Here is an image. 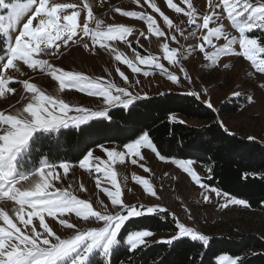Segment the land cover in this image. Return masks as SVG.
Returning <instances> with one entry per match:
<instances>
[{
    "label": "snow or ice",
    "instance_id": "obj_1",
    "mask_svg": "<svg viewBox=\"0 0 264 264\" xmlns=\"http://www.w3.org/2000/svg\"><path fill=\"white\" fill-rule=\"evenodd\" d=\"M134 2L141 8L147 4L154 13H158L167 30L158 26L156 18L144 12L121 11L119 7L115 11L123 17L146 22V32L142 31L139 35L145 39L148 38L147 34L159 38L162 41L160 56L151 53L141 55L132 47V40L127 39L133 34V28L123 24L104 25L87 2L0 0V9L6 13L0 14V39L7 43L6 55H0V99L6 100L9 94L18 96L15 104L0 110V202H3L0 206V264H94L97 256L102 260L96 264H111L113 254L120 248L135 255L150 248L153 243L173 245L182 238L200 242L201 247L208 246L209 238L206 235L186 226L176 213L166 207L158 204H129L122 198L121 181H118L115 165L126 166L130 160L132 165L139 166L145 173H151V168L142 163L146 159L142 150H148L155 158L173 164L187 174L203 190L201 195L205 203L210 202L212 194H215L216 198L224 201L221 207L226 208L230 204L249 207L246 200L233 198L227 192L203 183L194 170L193 161H168L158 150L150 133L143 130L134 131L128 137L130 142H122L118 147L98 144L99 153L86 150L80 159L78 167L89 175L97 174L96 187L110 201L105 203L97 199L95 204L98 207H94L92 201L75 195L71 183L66 188L58 186L68 180L73 165L67 162L57 165L43 159L31 168L26 167L25 156L32 155L30 149L47 140L45 134L81 128L98 119H111L110 109L131 110L137 101L147 98L146 94L141 95L132 90L140 85V79L130 81L129 76L118 66L115 71L122 79L123 86L113 80L93 78L79 71H65L51 62L59 59L64 54L63 50L72 45L83 46L93 54L103 50L113 56L116 62L126 65L132 73H142L147 77L158 71L172 84L181 85L183 81L192 83V79L181 62L180 49L170 47V43H179L178 33L185 40L198 38L200 42L192 46V51L198 48L213 65L222 55L240 56L249 61L256 72L264 74V36L250 38L254 31H264V0H206L205 13L198 11L192 0H181L186 8L178 6L173 0H166L167 7L186 17L187 25L194 29L189 30L187 35L185 29L174 23L156 3L150 0ZM83 10L87 11L86 18H81ZM25 18L26 22H23ZM224 19L230 22V27L238 35L229 37L226 34L222 23ZM33 21H36L35 25ZM220 40L225 43L218 45L216 41ZM114 41H122L131 48L132 56L128 57L119 51L112 43ZM136 43H139V39H136ZM235 46H238L239 51ZM209 48L214 51L209 52ZM161 61H167L177 71H170ZM141 65L146 66L147 70ZM28 70L41 77V83L44 77H51L58 82L56 94L47 93L33 82L35 77ZM14 83L21 86L18 93ZM259 87L264 89V84ZM65 89H75L89 97H98L103 107L93 110L71 105L61 95ZM188 94L200 99L199 92ZM204 94L207 95V89H204ZM233 95L239 96L240 93L234 92ZM247 99L249 103L254 102L253 97ZM204 103L213 109L210 100ZM172 120L177 122L175 116ZM178 122L184 123L183 120ZM217 123L225 133H229L222 121ZM132 179L143 186L145 194L156 200L162 199L149 179L135 174ZM78 190L88 191L83 181L79 182ZM8 202H11L10 212L5 210L9 207ZM73 214L78 220L84 221L87 227L81 228L79 223L73 221ZM150 215L163 219L171 215L175 234L162 240L149 239L154 236V232L146 228L122 234L127 222ZM47 218L70 234L65 236L54 230ZM188 218L193 219L190 213ZM217 264H243V261L239 257L220 255Z\"/></svg>",
    "mask_w": 264,
    "mask_h": 264
},
{
    "label": "rangeland",
    "instance_id": "obj_2",
    "mask_svg": "<svg viewBox=\"0 0 264 264\" xmlns=\"http://www.w3.org/2000/svg\"><path fill=\"white\" fill-rule=\"evenodd\" d=\"M59 2L78 4L87 2L92 7L93 14L103 20L104 25L123 24L133 28V34L127 37V39L132 40V47L141 55L146 56L151 53L152 55L160 56L162 54L160 47L162 41L159 38L147 33V39L140 37V32H146V22L135 18L123 17L115 11L119 7L121 11L144 12L145 15H152L156 18L158 26L167 30L159 14L154 13L147 4L141 8L134 0H59ZM150 2L156 3L170 19H173L174 23H178L179 27L185 29V35H187L189 30H194L192 26L187 25L186 17H183L182 14L174 13L172 9L167 7L166 0H150ZM173 2L178 6L187 7L186 4L181 3V0H173ZM192 2L201 13L207 11L206 0H192ZM0 14L6 13H4L3 9H0ZM86 17L87 11L83 10L81 12V18ZM23 22H26V18ZM35 23L36 21H33L34 25ZM222 23L225 25V32L229 37L238 35L230 27V22L227 19H224ZM262 36H264V31L261 30H256L250 34V38H260ZM136 39H139V43H136ZM177 39L179 43H170V47L180 49L181 62L191 77L192 83L183 81V77L181 76L183 81L181 85L172 84L166 77L161 76L158 71L154 75L147 77L143 76L142 73H132L126 65L116 62L113 56L103 52V50H100L99 54H93L79 45H72L70 48L63 50L64 54L59 59H53L51 62L65 71H79L93 78L102 77L105 80H113L118 85L123 86L122 79L115 71V68L118 66L121 71L125 72V75L129 76L130 81L134 82L136 79H140V85H136L132 90L139 92L141 95L146 94L147 98L167 91L199 92L200 100L203 102L205 100L211 101L213 108L218 111V120L224 123L229 129V132L246 138L253 137L264 143V99H262L264 89L259 87L260 84H264V74L256 72L255 68L250 65V62L240 56L222 55L218 58L217 63L213 65L204 58V55L199 52L198 48L196 51H192V46L200 42L198 38L195 40H185L177 33ZM112 43L128 57L132 56V49L127 47L122 41H114ZM216 43L222 45L225 41L220 40L216 41ZM235 47L239 51L238 46ZM6 49L7 43L3 39H0V55H6ZM208 51L212 52L214 50L209 48ZM161 62L170 71H177L167 61ZM225 65H228V67H225ZM141 67L147 70L146 66L141 65ZM28 72L32 74L31 70H28ZM32 75L35 77L33 82L38 83L47 93L56 94L58 82L53 81L51 77H44V82L41 83V77L35 74ZM24 78L27 77H19V79ZM13 86L16 88L17 93L21 90L20 84L14 83ZM204 89H207V95L204 94ZM234 92H239L240 95L235 96L233 95ZM61 95L66 102L74 106L89 107L93 110L103 107L99 103L100 98L89 97L85 93L78 92L75 89H65ZM248 97H253L254 102L249 103ZM17 99L18 96L15 94H9L6 100L0 99V110L9 108L10 105L16 103ZM224 103L240 104V108L236 113L219 112V107ZM190 123L201 124L192 120H190ZM104 145L111 147L120 146V144L116 143H106ZM92 150H94V153H99L97 147ZM142 151L146 156V159L142 163L151 168V173H145L139 166L132 165L130 160L126 166L115 165L118 181H121L122 198L126 203L144 204L145 206L158 204L166 207L170 212L176 213L179 220L186 226L196 229L209 239L222 235L240 238L242 235L251 234L264 238V210L256 211L250 207L231 204L224 208L221 207V204L224 203L223 199L216 198L215 194H212L210 202L205 203L201 195L203 190L194 181H191V178L183 173L181 169H178L173 164H168V162H161V160L155 158L154 154H151L148 150ZM67 163L73 165V168L69 172L68 180L62 184H58L59 187L66 188L71 183L75 195L79 198H86L92 201L94 207H98L95 204L97 199H102L105 203H110L105 194L96 187L97 174L89 175L87 171L80 169L78 167L79 161ZM193 167L202 182L206 184V180L211 177V172L208 171L211 168L209 166H201L196 162L193 163ZM60 171L62 172V169ZM165 173H168V175H165ZM133 174L139 175L141 178L149 179L154 184L162 199L156 200L145 194L143 192V186L136 184L132 179ZM125 177H127L126 181L124 180ZM81 181H83L85 187L88 189L87 192H80L78 190V184ZM108 187H111V185H108ZM8 204L9 207L5 208V210L10 212L11 202H8ZM2 205L3 202H0V206ZM189 213L193 219L188 218ZM47 219L54 230H58L65 236L70 234V232L58 228L55 222L51 221V218ZM71 219L79 223L81 228L87 227V224L84 221L78 220L74 214ZM173 234L175 232L154 233V236L149 239H167ZM222 255L228 254L224 253Z\"/></svg>",
    "mask_w": 264,
    "mask_h": 264
},
{
    "label": "trees",
    "instance_id": "obj_3",
    "mask_svg": "<svg viewBox=\"0 0 264 264\" xmlns=\"http://www.w3.org/2000/svg\"><path fill=\"white\" fill-rule=\"evenodd\" d=\"M239 108L240 104L224 103L219 112L236 113ZM109 112L111 119L45 134L47 140L30 149L32 155L25 156L26 167L31 168L43 159L54 164L75 163L86 150L98 144L121 145L130 142L128 137L134 131L143 130L150 133L167 160H191L209 166L212 171L207 185L246 200L253 210H264V143L225 133L217 123L218 111L209 109L202 100L186 92L167 91L137 101L131 110L113 108ZM173 116L177 122H173ZM190 120L201 124H192ZM145 228L154 233L176 232L171 215L166 219L150 215L127 222L122 234ZM224 253L239 257L243 264H264V238L254 234L240 238L214 236L206 247L182 238L173 245L153 243L135 255L120 248L113 254L111 264H129V261L131 264H217V258ZM101 260L97 256L94 264Z\"/></svg>",
    "mask_w": 264,
    "mask_h": 264
},
{
    "label": "crops",
    "instance_id": "obj_4",
    "mask_svg": "<svg viewBox=\"0 0 264 264\" xmlns=\"http://www.w3.org/2000/svg\"><path fill=\"white\" fill-rule=\"evenodd\" d=\"M169 161V160H168ZM162 162V161H161ZM169 164V163H168Z\"/></svg>",
    "mask_w": 264,
    "mask_h": 264
}]
</instances>
